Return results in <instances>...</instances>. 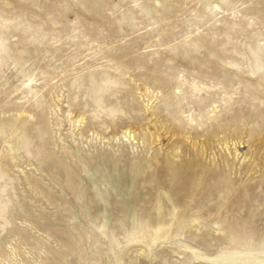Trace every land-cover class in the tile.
<instances>
[{
  "label": "rangeland",
  "instance_id": "374dc122",
  "mask_svg": "<svg viewBox=\"0 0 264 264\" xmlns=\"http://www.w3.org/2000/svg\"><path fill=\"white\" fill-rule=\"evenodd\" d=\"M229 255L264 264V0H0V264Z\"/></svg>",
  "mask_w": 264,
  "mask_h": 264
},
{
  "label": "bare ground",
  "instance_id": "6f19581e",
  "mask_svg": "<svg viewBox=\"0 0 264 264\" xmlns=\"http://www.w3.org/2000/svg\"><path fill=\"white\" fill-rule=\"evenodd\" d=\"M173 169V168H172ZM185 186V185H184ZM183 187V186H182ZM231 252V251H230ZM227 254V253H226ZM221 257V256H220ZM235 257V258H234ZM237 257V258H236ZM227 259L229 260V262H231V264H239V263H241V261L242 262H244V261H246V257H240V258H238V256L236 255H229L228 257H227Z\"/></svg>",
  "mask_w": 264,
  "mask_h": 264
}]
</instances>
